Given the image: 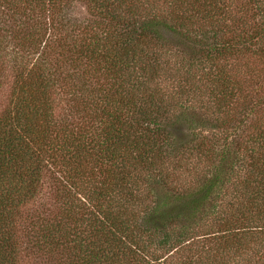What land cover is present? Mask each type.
<instances>
[{"label":"trees","instance_id":"obj_1","mask_svg":"<svg viewBox=\"0 0 264 264\" xmlns=\"http://www.w3.org/2000/svg\"><path fill=\"white\" fill-rule=\"evenodd\" d=\"M9 74L0 264H264V0H0Z\"/></svg>","mask_w":264,"mask_h":264},{"label":"rangeland","instance_id":"obj_2","mask_svg":"<svg viewBox=\"0 0 264 264\" xmlns=\"http://www.w3.org/2000/svg\"><path fill=\"white\" fill-rule=\"evenodd\" d=\"M74 8L75 10L72 13L74 14V16L86 17L88 15L86 6L83 2L81 1L75 2ZM12 80H13V74H9L8 79L5 81V83L0 88V110L7 104L9 100Z\"/></svg>","mask_w":264,"mask_h":264}]
</instances>
